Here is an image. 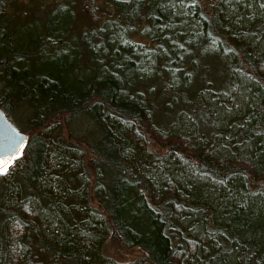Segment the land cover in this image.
Instances as JSON below:
<instances>
[{"label":"trees","instance_id":"obj_1","mask_svg":"<svg viewBox=\"0 0 264 264\" xmlns=\"http://www.w3.org/2000/svg\"><path fill=\"white\" fill-rule=\"evenodd\" d=\"M0 108V264H264V0H0Z\"/></svg>","mask_w":264,"mask_h":264},{"label":"water","instance_id":"obj_2","mask_svg":"<svg viewBox=\"0 0 264 264\" xmlns=\"http://www.w3.org/2000/svg\"><path fill=\"white\" fill-rule=\"evenodd\" d=\"M26 140L27 133L18 129L0 108V167H5L19 154Z\"/></svg>","mask_w":264,"mask_h":264},{"label":"rangeland","instance_id":"obj_3","mask_svg":"<svg viewBox=\"0 0 264 264\" xmlns=\"http://www.w3.org/2000/svg\"><path fill=\"white\" fill-rule=\"evenodd\" d=\"M15 118V116H14ZM13 122V124L20 129L21 131L26 132L25 128L21 127V122L15 118L14 120H11ZM62 135L65 137H68V133L66 131L65 128H63L62 130ZM69 138V137H68ZM150 148L153 151H159V149H161V147L157 144H155L152 140H150ZM95 203V200L93 201V204ZM104 252L116 259L119 260H128V259H133V258H138L142 255L141 250L138 247H124L122 246L118 241H116L113 238H108L105 241L104 244Z\"/></svg>","mask_w":264,"mask_h":264},{"label":"snow or ice","instance_id":"obj_4","mask_svg":"<svg viewBox=\"0 0 264 264\" xmlns=\"http://www.w3.org/2000/svg\"><path fill=\"white\" fill-rule=\"evenodd\" d=\"M26 139V138H25ZM23 141H21L22 143ZM18 158V157H17ZM8 171H10V168L7 167H0V175H5Z\"/></svg>","mask_w":264,"mask_h":264}]
</instances>
